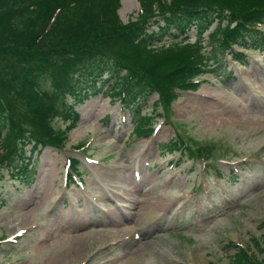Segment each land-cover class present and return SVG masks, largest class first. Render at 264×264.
I'll use <instances>...</instances> for the list:
<instances>
[{
	"label": "rangeland",
	"instance_id": "1",
	"mask_svg": "<svg viewBox=\"0 0 264 264\" xmlns=\"http://www.w3.org/2000/svg\"><path fill=\"white\" fill-rule=\"evenodd\" d=\"M44 10L53 18L55 3ZM139 10L119 0L123 23ZM224 15L202 35L181 33L201 43L207 67L169 105L154 91L139 111L107 81L78 104L75 125L50 118L62 146H29L30 181L0 172V264L58 253L60 264L264 262V40L221 52L215 29L236 22Z\"/></svg>",
	"mask_w": 264,
	"mask_h": 264
},
{
	"label": "trees",
	"instance_id": "2",
	"mask_svg": "<svg viewBox=\"0 0 264 264\" xmlns=\"http://www.w3.org/2000/svg\"><path fill=\"white\" fill-rule=\"evenodd\" d=\"M52 1L56 11L48 18L46 0H0V172L27 181L34 163L29 146H62L50 118L75 125L78 104L107 81L121 100L133 94L138 109L142 95L157 91L169 105L181 95L176 88L193 87L207 57L199 41L180 43L181 33L196 26L202 35L230 10L235 25L215 29L223 33L221 52L239 57L236 47L264 40V0H139L138 15L125 23L119 0ZM168 35L177 42L165 43Z\"/></svg>",
	"mask_w": 264,
	"mask_h": 264
},
{
	"label": "bare ground",
	"instance_id": "3",
	"mask_svg": "<svg viewBox=\"0 0 264 264\" xmlns=\"http://www.w3.org/2000/svg\"><path fill=\"white\" fill-rule=\"evenodd\" d=\"M145 207H146V204H145ZM149 209H150L149 208V205L147 204V208H146L147 214L146 213L144 214L145 215V218H148V216H149V212H150ZM62 256H64L63 253H62V255H61V253H58L56 255H53L52 258L49 260V263L48 264H60V262H62V260H63V257ZM138 260H140V259H137V261Z\"/></svg>",
	"mask_w": 264,
	"mask_h": 264
}]
</instances>
